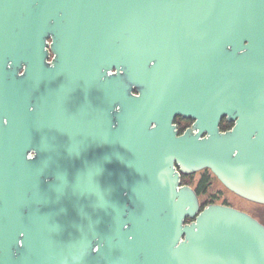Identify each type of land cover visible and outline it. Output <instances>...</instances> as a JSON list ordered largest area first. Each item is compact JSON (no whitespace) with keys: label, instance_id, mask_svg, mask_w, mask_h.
<instances>
[{"label":"water","instance_id":"95a60500","mask_svg":"<svg viewBox=\"0 0 264 264\" xmlns=\"http://www.w3.org/2000/svg\"><path fill=\"white\" fill-rule=\"evenodd\" d=\"M203 170L264 206V0H0V264H264Z\"/></svg>","mask_w":264,"mask_h":264},{"label":"rangeland","instance_id":"374dc122","mask_svg":"<svg viewBox=\"0 0 264 264\" xmlns=\"http://www.w3.org/2000/svg\"><path fill=\"white\" fill-rule=\"evenodd\" d=\"M187 123H180V128L181 131L183 129H185ZM188 127V126H186ZM198 173H196L195 175H193V178L191 179V187L195 188L196 183L198 181ZM187 182V181H186ZM219 182H214L213 184H211V186L207 189V192L202 195L200 198V202L201 204L203 202H208L210 200V198L214 199L215 203H219V202H223L228 201L229 203H231L234 207L239 208L247 213H249L250 215H252L253 217H255L256 219H260L264 221V206L261 205H257L254 203H251L249 201H246L244 199H240L237 196H234V194L232 193H228V192H221V194L219 193L220 190H222V187L220 184H217ZM187 184V183H185ZM189 185V184H188ZM228 191V190H227ZM208 204V203H207Z\"/></svg>","mask_w":264,"mask_h":264},{"label":"trees","instance_id":"16d2710c","mask_svg":"<svg viewBox=\"0 0 264 264\" xmlns=\"http://www.w3.org/2000/svg\"><path fill=\"white\" fill-rule=\"evenodd\" d=\"M175 123L178 124V128H180V123L181 121L180 120H175ZM221 128L224 129L225 128H228L230 126V123H227L226 121H222L221 123ZM181 131V129H179ZM209 170H203L202 171V174L199 178V181L196 183V186H195V191L198 195V197H201L202 195H204L206 192H207V189L211 186V184H213V181L216 180V177L213 175V176H210ZM213 180H212V178ZM193 178V175H188V176H183L182 177V183H187L189 185H191V179ZM187 181V182H186ZM218 182V181H217ZM200 199V198H199ZM215 199V198H214ZM214 199L210 198V200L208 202H203L202 203V206H204L205 204L207 203H213L214 202ZM188 221V220H187ZM260 222H262L264 224V221L263 220H260Z\"/></svg>","mask_w":264,"mask_h":264},{"label":"flooded vegetation","instance_id":"af4514ba","mask_svg":"<svg viewBox=\"0 0 264 264\" xmlns=\"http://www.w3.org/2000/svg\"><path fill=\"white\" fill-rule=\"evenodd\" d=\"M175 120H180L181 121V123H187L186 124V126H189L190 124H191V120L190 119H184V118H182L181 116H177L176 118H175ZM222 121H225V119H222L221 120V123H222ZM221 123H220V125H221ZM228 123V122H227ZM177 124V123H176ZM232 124L230 123V126H231ZM177 126H178V124H177ZM186 126H185V128H186ZM230 126L228 127V128H230ZM220 128H221V126H220ZM225 129H227V128H225L224 127V129H222L221 128V130H225ZM206 171V170H205ZM209 172V174H210V176H213V174L210 172V171H208ZM198 174V181H199V178H200V176H201V174H202V171L201 172H197ZM196 173H194V174H192V175H195ZM212 178V177H211ZM212 180H213V178H212ZM197 181V182H198ZM214 182H217L216 180H214ZM217 184H220V183H217ZM221 185V187H222V190H220L219 191V193L221 194V192H228V193H232V192H230L229 190L227 191V189L222 185V184H220ZM233 194V193H232ZM234 196H237V195H235L234 194ZM238 197V196H237ZM240 198V197H239ZM241 200H242V198H240ZM200 200V199H199ZM215 203V202H214ZM219 203H221V204H225V205H230V206H233L231 203H229L228 201H223V202H219ZM234 207V206H233ZM236 208V207H235ZM239 209V208H238ZM241 210V209H240Z\"/></svg>","mask_w":264,"mask_h":264}]
</instances>
